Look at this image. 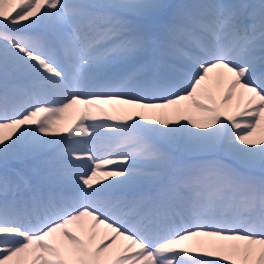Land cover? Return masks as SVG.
<instances>
[{
    "label": "snow or ice",
    "instance_id": "snow-or-ice-1",
    "mask_svg": "<svg viewBox=\"0 0 264 264\" xmlns=\"http://www.w3.org/2000/svg\"><path fill=\"white\" fill-rule=\"evenodd\" d=\"M0 264H264V0H0Z\"/></svg>",
    "mask_w": 264,
    "mask_h": 264
},
{
    "label": "bare ground",
    "instance_id": "bare-ground-1",
    "mask_svg": "<svg viewBox=\"0 0 264 264\" xmlns=\"http://www.w3.org/2000/svg\"><path fill=\"white\" fill-rule=\"evenodd\" d=\"M239 91V90H238ZM217 99L219 100L220 97L219 95L217 96ZM235 104V101H233V105ZM71 112V113H70ZM190 113V112H189ZM76 111L75 110H69V113L66 114V116L70 119H73L74 116H76ZM199 116V113H196V115H194V118H197ZM238 118H243V120H247V119H250L249 117H244V116H237ZM240 120V119H239ZM242 120V121H243ZM185 121V120H184ZM192 131H199V132H206V131H211V129H194V128H191V125L188 126ZM7 131V130H5ZM63 135V134H62Z\"/></svg>",
    "mask_w": 264,
    "mask_h": 264
},
{
    "label": "rangeland",
    "instance_id": "rangeland-1",
    "mask_svg": "<svg viewBox=\"0 0 264 264\" xmlns=\"http://www.w3.org/2000/svg\"><path fill=\"white\" fill-rule=\"evenodd\" d=\"M252 2H253V3H257V2H259V0H252ZM81 107H82V106H81ZM169 112H171V110H169ZM70 113H71V112H70ZM196 113H197L196 110H195V109H192V110L190 111V113H187V115H191L192 117H194V115H196ZM76 114H77V112H76ZM73 119H75V116H74ZM236 119H237V120L240 119L241 121L243 120V118H238V117H236ZM180 123H181V124H187V121H186V120H185V121H184V120H181ZM188 126H190V125H188ZM232 131H243V129H240V130L233 129ZM64 135H67V133L64 134Z\"/></svg>",
    "mask_w": 264,
    "mask_h": 264
}]
</instances>
